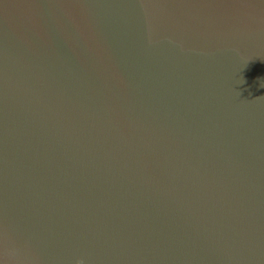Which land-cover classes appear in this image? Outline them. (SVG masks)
Instances as JSON below:
<instances>
[{"label":"water","instance_id":"95a60500","mask_svg":"<svg viewBox=\"0 0 264 264\" xmlns=\"http://www.w3.org/2000/svg\"><path fill=\"white\" fill-rule=\"evenodd\" d=\"M264 264V0H0V264Z\"/></svg>","mask_w":264,"mask_h":264},{"label":"clouds","instance_id":"9594fccd","mask_svg":"<svg viewBox=\"0 0 264 264\" xmlns=\"http://www.w3.org/2000/svg\"><path fill=\"white\" fill-rule=\"evenodd\" d=\"M78 264H83V261H79Z\"/></svg>","mask_w":264,"mask_h":264}]
</instances>
